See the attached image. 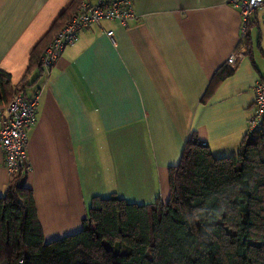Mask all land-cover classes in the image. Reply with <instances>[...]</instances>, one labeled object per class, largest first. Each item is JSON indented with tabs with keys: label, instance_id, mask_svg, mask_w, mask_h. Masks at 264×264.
Wrapping results in <instances>:
<instances>
[{
	"label": "crops",
	"instance_id": "1",
	"mask_svg": "<svg viewBox=\"0 0 264 264\" xmlns=\"http://www.w3.org/2000/svg\"><path fill=\"white\" fill-rule=\"evenodd\" d=\"M73 1L0 0V69L38 95L25 185L45 241L79 230L94 196L165 203L192 132L214 156L235 154L264 80V8L244 21L227 0H132L136 20L87 26L48 70L28 72ZM224 66L231 74L214 81ZM10 179L0 147V195Z\"/></svg>",
	"mask_w": 264,
	"mask_h": 264
},
{
	"label": "trees",
	"instance_id": "2",
	"mask_svg": "<svg viewBox=\"0 0 264 264\" xmlns=\"http://www.w3.org/2000/svg\"><path fill=\"white\" fill-rule=\"evenodd\" d=\"M77 1L33 48L28 72H43L42 52ZM231 72L222 67L214 81ZM15 92L25 95L24 85H12L0 69V108ZM22 171L0 195V261L7 264H264V117L230 156H214L190 133L179 162L168 169L165 203L94 196L81 228L51 241L44 239Z\"/></svg>",
	"mask_w": 264,
	"mask_h": 264
},
{
	"label": "built area",
	"instance_id": "3",
	"mask_svg": "<svg viewBox=\"0 0 264 264\" xmlns=\"http://www.w3.org/2000/svg\"><path fill=\"white\" fill-rule=\"evenodd\" d=\"M227 2L239 8L244 21H247L258 8H264V0H227ZM135 15L131 0H81L76 13L55 33L45 47L40 59L42 68L48 70L64 47L73 43L78 33L85 27L102 20H116L126 25ZM107 35L111 36L112 31H108ZM236 58V54H230L227 64L233 66ZM253 91L254 108L248 121V133H253L262 126L264 80L256 81ZM37 107L38 95L27 98L22 92H15L7 105L0 108V146L10 173L20 171L27 162L28 129L35 125Z\"/></svg>",
	"mask_w": 264,
	"mask_h": 264
},
{
	"label": "rangeland",
	"instance_id": "4",
	"mask_svg": "<svg viewBox=\"0 0 264 264\" xmlns=\"http://www.w3.org/2000/svg\"><path fill=\"white\" fill-rule=\"evenodd\" d=\"M131 2H132V6H133V1L131 0ZM74 5H76V4H74ZM78 5H79V4H78ZM77 7H78V6H77ZM77 7L75 8V11H74L73 15L76 13V9H77ZM133 9H134V7H133ZM134 12H135V11H134ZM259 12H260V11H259ZM260 13H261V12H260ZM73 15H72V16H73ZM136 19H137V15H135V17H134L133 19L128 20V21H127V24H128L129 22L133 21V20H136ZM114 21H116V20H114ZM67 22H68V21H67ZM116 22H118V21H116ZM65 23H66V22H65ZM65 23H64V24H65ZM64 24H63V25H64ZM127 24H126V25H127ZM54 35H55V34H54ZM53 37H54V36H53ZM53 37H52V38H53ZM52 38H51V40H52ZM51 40H50V41H51ZM50 41H49V42H50ZM49 42H48V44H49ZM48 44H47V45H48ZM43 52H44V51H43ZM228 57H229V56H228ZM228 57H227V58H228ZM226 61H227V59H226ZM226 63H227V62H226ZM235 63H236V62H235ZM228 65H229V64H228ZM234 65H235V64H234ZM229 66H232V65H229ZM253 106H254V103H253ZM251 115H252V114H251ZM262 123H263V122H262ZM255 131H256V130H255ZM255 131H254V132H255ZM254 132H253V133H254ZM251 134H252V133H250V135H251ZM200 142H201L203 145H206L205 142H202V141H200ZM27 144H28V143H27ZM0 147H1V146H0ZM1 149H2V147H1ZM2 151H3V150H2ZM3 156H4V154H3ZM26 158H27V150H26ZM26 161H27V162L25 163L24 167H22V169L20 170V171L23 170L22 172H25V171L28 172V171H29L28 160H26ZM4 165H5V160H4ZM5 167H6V165H5ZM6 169H7V167H6ZM7 171H8V169H7ZM20 171L13 172V173H10V172L8 171V173L10 174V177H12V176H14V175H17V173H19Z\"/></svg>",
	"mask_w": 264,
	"mask_h": 264
}]
</instances>
